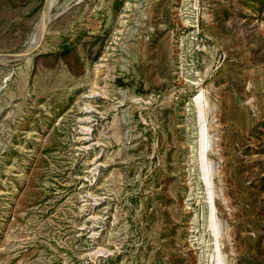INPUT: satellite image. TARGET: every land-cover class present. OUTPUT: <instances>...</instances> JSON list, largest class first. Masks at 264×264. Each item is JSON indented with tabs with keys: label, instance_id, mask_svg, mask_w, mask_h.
<instances>
[{
	"label": "rangeland",
	"instance_id": "374dc122",
	"mask_svg": "<svg viewBox=\"0 0 264 264\" xmlns=\"http://www.w3.org/2000/svg\"><path fill=\"white\" fill-rule=\"evenodd\" d=\"M216 250L264 264V0H0V264Z\"/></svg>",
	"mask_w": 264,
	"mask_h": 264
},
{
	"label": "bare ground",
	"instance_id": "6f19581e",
	"mask_svg": "<svg viewBox=\"0 0 264 264\" xmlns=\"http://www.w3.org/2000/svg\"><path fill=\"white\" fill-rule=\"evenodd\" d=\"M194 102H195V107L198 110V113H197L198 115L197 116H199V113H201L200 116L203 115L204 111H205V106H206V103L204 102V99H203V95L199 94L198 96H196ZM202 112H203V114H202ZM201 119H202V116H201ZM204 129H205L204 126L200 127V130H199L200 133H199V137H198L199 141H198V146L196 147L197 148L196 150L198 152V157H199L198 158V165H200L199 168H200V171H201L203 182L207 183V185H208V183H210V178L208 176V174H209V161L207 160V158L205 156L206 148H207V145H208V139H207V135H206ZM209 188H210V186H209ZM210 189L207 190L208 195H210V197L208 196V198L211 199V200L209 199L210 200L209 201V209L207 210L209 212L208 215H209V219H210V222L209 221L208 222L211 224V226L213 228H215V233L213 231V234H216L217 233L216 231L218 229V224L216 223L215 214H214V206H215L214 203H213L214 201H212V198L214 197V194H213V192ZM215 252H216L215 256H216L217 261H218L216 264H223L221 262V259H220V256H221L220 251L216 250ZM211 257H212V255H211Z\"/></svg>",
	"mask_w": 264,
	"mask_h": 264
}]
</instances>
